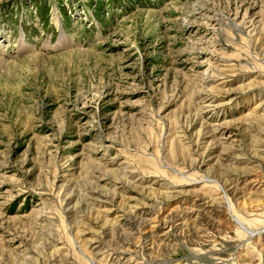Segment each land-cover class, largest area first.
Listing matches in <instances>:
<instances>
[{"label":"rangeland","instance_id":"1","mask_svg":"<svg viewBox=\"0 0 264 264\" xmlns=\"http://www.w3.org/2000/svg\"><path fill=\"white\" fill-rule=\"evenodd\" d=\"M0 55V264H264V0H0Z\"/></svg>","mask_w":264,"mask_h":264},{"label":"bare ground","instance_id":"2","mask_svg":"<svg viewBox=\"0 0 264 264\" xmlns=\"http://www.w3.org/2000/svg\"><path fill=\"white\" fill-rule=\"evenodd\" d=\"M61 34V33H60ZM67 40V37H66V35H64L63 33L61 34V36H60V40L58 41V44L59 43H66L65 41ZM19 45H20V49H24V48H26L27 46H29V45H27L26 43H25V40L23 41V39L20 41V43H19ZM2 56L0 55V64H2L5 60H4V58L2 59L1 58ZM220 90V89H219ZM220 93H229V90L227 89L226 91H222V90H220ZM259 101H261V104L264 102V99H260ZM214 101L213 100H211V102H210V104H212ZM212 106V105H211ZM182 128V127H181ZM182 133V132H181ZM180 133V134H181ZM184 137V136H183ZM182 139V138H181ZM183 140V139H182ZM174 168V167H173ZM175 169V168H174ZM176 171H178L177 169H176ZM180 173V172H179ZM180 174H183V173H180ZM216 181H218V183L220 184V182H219V180H217V179H215ZM221 181V180H220ZM220 186V185H219ZM221 186H223L222 187V189H223V197L226 199V203H228V204H226L227 205V210L229 209V211H230V214H229V216H230V218H232L233 219V221L235 222V224L236 225H238V227L239 228H241V230L243 231V232H245L246 234H248V239H251L253 236H254V234H255V232H256V230H253L245 221H243L240 217H238L237 215H235L232 211H231V209H232V207H231V202H230V200H229V197H228V192H227V190H226V188H225V185L222 183V185ZM103 188V187H102ZM108 189V188H107ZM103 190H104V188H103ZM102 190V191H103ZM106 191V190H105ZM106 192H108V191H106ZM156 192H157V190H156ZM159 192V191H158ZM161 192V193H160ZM159 193H160V195H162V191H160ZM148 194V193H147ZM106 195V194H105ZM152 195V194H151ZM109 196V195H108ZM145 196V195H144ZM148 196V195H147ZM147 196H145V197H147ZM151 198V197H150ZM153 198V197H152ZM155 198V197H154ZM113 200V199H112ZM153 200H155V199H153ZM157 200V199H156ZM120 201V200H119ZM160 201V200H159ZM144 202V201H143ZM142 202V203H143ZM77 203V202H76ZM120 203H122V202H120ZM116 204H117V200H116ZM119 204V203H118ZM117 204V205H118ZM122 204H124V203H122ZM143 204H145V202L143 203ZM128 204H126V206H127ZM124 206H125V204H124ZM130 207L132 208L133 207V205H130ZM83 208V207H82ZM115 208V207H114ZM123 208V207H122ZM125 208V207H124ZM129 207H127V209H128ZM135 208H136V206H135ZM110 209V208H109ZM119 209H120V207H119ZM126 209V208H125ZM91 210V209H90ZM117 210V209H116ZM112 211V210H111ZM120 211H121V209H120ZM228 211V212H229ZM72 212V211H71ZM126 212V214H128L127 212H129V209L127 210V211H125ZM73 213V212H72ZM109 213V212H108ZM122 214V213H121ZM134 214V213H133ZM124 215V214H123ZM129 215V214H128ZM175 215V214H174ZM105 216H106V214H105ZM117 216V214L115 215V217ZM72 217V216H71ZM174 217V216H173ZM106 218V217H105ZM117 218V217H116ZM177 218V217H176ZM109 218H107V220H108ZM172 219V218H171ZM110 221V220H109ZM74 222V221H73ZM113 223V222H112ZM165 223V222H164ZM82 223H79V226L81 225ZM72 226V225H71ZM115 226V225H114ZM104 227V226H103ZM112 227V226H111ZM110 227V228H111ZM263 227H264V225H263ZM109 228V229H110ZM119 229V228H118ZM94 230V229H93ZM102 230V229H101ZM116 230H117V228H116ZM151 230V229H150ZM263 230H259L258 232H256V233H260V232H262ZM81 232V231H80ZM103 232V231H102ZM97 233H99V231L97 232ZM109 233H111V232H109ZM151 233V232H150ZM51 234V233H50ZM113 235V234H112ZM101 236V235H100ZM110 236V235H109ZM150 236V235H149ZM95 237V236H94ZM102 237V236H101ZM93 238V237H92ZM96 238V237H95ZM80 239V238H79ZM43 240V239H42ZM89 241V240H88ZM91 241V240H90ZM115 241V240H114ZM46 242V241H45ZM78 242V241H77ZM49 243H51V242H49ZM54 244V243H53ZM77 244V243H76ZM52 246V245H51ZM54 246H55V244H54ZM146 246V245H145ZM56 247V246H55ZM96 248V247H95ZM88 249V248H87ZM94 249V248H93ZM125 249V248H124ZM53 250V249H52ZM55 250V249H54ZM136 250H138V249H136ZM135 250V251H136ZM140 250V249H139ZM84 251V250H83ZM57 252V251H56ZM128 252H130V251H128ZM124 253V252H123ZM136 253V252H135ZM88 258V257H87ZM90 259V258H89ZM94 259V258H93ZM91 261H92V263H94V261L92 260V259H90ZM66 261V260H65ZM24 263V262H23ZM60 263V262H59ZM96 264V263H95Z\"/></svg>","mask_w":264,"mask_h":264}]
</instances>
